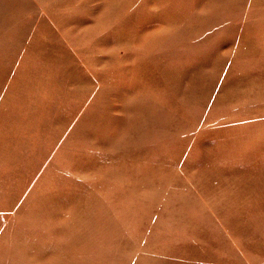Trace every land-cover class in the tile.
Instances as JSON below:
<instances>
[{
    "label": "rangeland",
    "instance_id": "1",
    "mask_svg": "<svg viewBox=\"0 0 264 264\" xmlns=\"http://www.w3.org/2000/svg\"><path fill=\"white\" fill-rule=\"evenodd\" d=\"M145 3L0 0V264H264V0Z\"/></svg>",
    "mask_w": 264,
    "mask_h": 264
},
{
    "label": "snow or ice",
    "instance_id": "2",
    "mask_svg": "<svg viewBox=\"0 0 264 264\" xmlns=\"http://www.w3.org/2000/svg\"><path fill=\"white\" fill-rule=\"evenodd\" d=\"M153 2V0H146V3L143 6V10L140 13L142 18H152L158 16V13H152L148 11V6ZM169 5H171V0H168ZM162 22V21H161ZM134 25V20L131 18L123 19L113 27V29L110 30V32H106L100 37L97 38V43L101 46H105L107 43L112 42L113 37L116 38V40H124L127 39L131 35V29ZM218 35L213 38L211 35H209V39L207 41V46L210 52H213L216 49V43L220 39H227L228 33L227 31L220 32V30H217ZM4 71L3 65L0 64V73ZM10 71V69H9ZM12 207H15L13 205ZM7 211H12V208L10 207ZM0 215H4L3 212H0ZM20 225L26 226L27 221L24 218H20L18 221H16Z\"/></svg>",
    "mask_w": 264,
    "mask_h": 264
}]
</instances>
